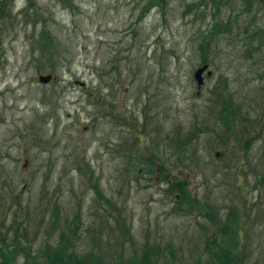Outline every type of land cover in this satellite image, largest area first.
<instances>
[{"label":"rangeland","instance_id":"1","mask_svg":"<svg viewBox=\"0 0 264 264\" xmlns=\"http://www.w3.org/2000/svg\"><path fill=\"white\" fill-rule=\"evenodd\" d=\"M0 246L264 264V0H0Z\"/></svg>","mask_w":264,"mask_h":264},{"label":"trees","instance_id":"2","mask_svg":"<svg viewBox=\"0 0 264 264\" xmlns=\"http://www.w3.org/2000/svg\"><path fill=\"white\" fill-rule=\"evenodd\" d=\"M151 6H153L152 1L149 2V8H151ZM147 8V9H149ZM229 25L227 24H222L219 21L214 23V28L213 31L215 33H219L221 30L226 29ZM207 64V60L204 59L203 60V65ZM202 65V66H203ZM228 101L226 102V105L224 107L225 110L226 106H229L232 104V99L231 97H229L227 99ZM236 109L238 110L239 108L236 107ZM226 115H224L225 117ZM229 119V121L234 122V116L231 117H227ZM177 188H180V190L184 193V195H187V198L189 199V195L187 192V189L185 191V188H187L185 186V184L180 183L179 185H177ZM227 246V245H226ZM226 246L224 248V250H220L218 252H216V255L218 257V259H220V264H240V263H235L233 260V256L230 252V250H226ZM54 251H52V253H49V260H50V264H101V262L98 260V258L96 257L95 253H89V254H83L80 255L77 252L73 251V252H69L66 250L65 247L60 246L57 247L56 249H53ZM15 252V251H14ZM0 255L3 258L4 263L6 264H14V261L17 258V255H14L10 252V250L4 246H0ZM134 264H144L143 261L142 262H134Z\"/></svg>","mask_w":264,"mask_h":264},{"label":"water","instance_id":"3","mask_svg":"<svg viewBox=\"0 0 264 264\" xmlns=\"http://www.w3.org/2000/svg\"><path fill=\"white\" fill-rule=\"evenodd\" d=\"M208 69V65H203L195 72V79L197 80L199 85L204 83V72ZM212 72L208 71V75H211ZM52 79V74H43L40 76V81L43 83H48Z\"/></svg>","mask_w":264,"mask_h":264}]
</instances>
